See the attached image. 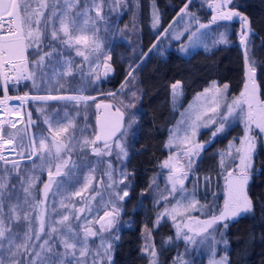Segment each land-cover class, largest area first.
I'll list each match as a JSON object with an SVG mask.
<instances>
[{
  "label": "rangeland",
  "instance_id": "obj_1",
  "mask_svg": "<svg viewBox=\"0 0 264 264\" xmlns=\"http://www.w3.org/2000/svg\"><path fill=\"white\" fill-rule=\"evenodd\" d=\"M207 1L188 0L189 4H192H184L178 9L176 18L159 35H156L151 46L128 69L119 86L114 91L106 89L107 91L97 94H86V90L89 85L94 83L98 84L96 89L100 90L99 84L106 75V66L107 69H110L107 70V75L111 74V60L114 59V50L110 52L108 47L112 42L119 43L123 39L130 45L136 42L134 35L142 20L137 12L138 0H80L79 6L73 8L72 12L86 13L74 18L77 27L83 26L84 21L88 20V31L85 34L95 41L93 44L90 40L88 47L80 46L77 49V47H65L58 41H51L52 24H55L56 27L59 26L58 15L53 18L48 29L45 30L49 40L42 43L41 49L44 50L51 41L52 49H55L58 54L46 58L43 64L46 69L44 74L40 76L43 79L42 84L35 85L36 90L34 89L36 92L46 90L49 93H30L20 97H9L5 94L0 99V104L8 99L5 108L0 110V134L5 135L4 139H12L13 148H15L11 155L3 156L4 160H0V183L5 185L3 189L4 215L0 218L3 219L4 226L9 229L5 238L0 239V245H2L0 246V261L2 264H53L54 261L55 264H80V262L93 264L94 260L95 264H110L113 243L118 238L117 231L122 212L121 204L125 199V197L123 199L120 197L124 195V192L128 193L127 181L130 173L126 170L125 162L132 147L133 124L134 121H137L136 114L138 116L136 107L142 92L135 68L148 55L150 49L162 56L169 47L178 49L180 47L183 52L193 51L197 48L206 50L222 41L221 34L223 32L220 31L219 33L217 26H215L216 28L212 27L210 15L206 18L197 12L201 4H206ZM46 3L48 7L41 9L45 12V20L52 15L53 11L64 7V0H46ZM30 4L32 8H38L39 0H30ZM97 5L100 7L99 16H97L96 11ZM185 5L187 8L184 13H181L180 9L184 8ZM124 8H128L129 11L126 16L121 15ZM106 10H110V13H105ZM147 12L149 20L146 21V24L154 28L153 13L155 12L158 17L159 15L153 3H150ZM178 13H181L179 14L180 17H178ZM192 24L196 25L197 30L191 29ZM201 24L207 25V27L200 28ZM236 27L237 25L231 23V25H226L224 30H231L236 37ZM41 28H44L43 24H41ZM166 29L167 31H165ZM161 35L163 38L165 37V41H163L164 50H160V47L164 46H159L162 44V41L158 40ZM250 46L248 41L249 53L251 51ZM30 48L35 49L37 47L33 45L24 51V56L28 62L27 79L11 83L5 82L3 68L0 69V85L3 91H6L8 85L39 78L38 67L32 63L38 59L30 60L28 54ZM78 50L84 55H78ZM135 52V50L132 51V53ZM65 61H71L72 73L83 70L82 80L77 84V87L82 88L80 93H50L61 89L68 82L69 75H63L66 71ZM129 72L132 73L131 76L128 75ZM175 82L172 81L169 87V98L175 117L165 141L166 155L160 161L159 170L151 181L150 190L152 191L151 196L154 198L155 216L151 218L152 223L147 224L148 227L145 226L141 232L140 251L144 259L143 264H151L153 246L156 252L154 258L156 264L160 262L161 241L154 240L151 233L153 228L164 220L173 221L176 232L175 238L178 243L181 242V248L178 251V244H175V255H172L169 264H214V262L221 261L223 264H227V243L224 230L226 222L235 217L218 220L206 231H202L205 228L202 222L210 220L212 217H219L224 211L225 201L228 198L229 174H239V155L236 150L241 147V139L245 136L246 124L240 109L229 115L227 107L239 97L229 92V86L227 90H224L223 86L228 85L227 82L211 80L202 89L195 92L192 97L185 99V93L181 86L176 94H173L171 85ZM206 89L207 91H205ZM53 96H79L95 99L79 102L66 99H33L34 97ZM22 97L27 98L20 99ZM100 98H109L114 101L116 106L121 111L123 110L124 117L121 121L120 131L109 140L110 147L107 150H105L103 141L96 143L95 147L101 149V155L98 156L92 150L93 145L85 146L80 142L85 139L93 140L97 134V122L90 123L88 116H90L91 111H94V104ZM52 101L74 105L81 104L83 110L82 123L79 124L76 121L81 109L78 111L76 108L71 112L70 108L63 104V107L51 110L48 104ZM14 102H18V106H15ZM28 102L32 103V107L38 115L37 122L30 116L27 108ZM20 113L22 119L18 125H15V128L6 123L9 120L14 123L15 116ZM197 116L200 117L199 120L196 119ZM35 123H38L36 128L33 127ZM193 123H195V128L191 126ZM221 124L224 125L223 130L218 132ZM1 126L4 127L2 133ZM64 127H68L66 133L62 131ZM56 131H61V135L57 139L66 146L58 157L55 153V147L51 143ZM173 134L176 135L177 139L170 144ZM185 135H187V140L184 139ZM248 135L254 138V153L256 144L259 145V143L251 130ZM41 138H46L45 143L50 145L53 152H49L48 148L44 150L39 148ZM117 144L123 147V152L117 147ZM197 145H201L202 148L197 150V155L191 156V167H189L190 158L185 153L192 151ZM212 148L215 152L214 158L210 156ZM203 149H205L203 152L205 157L200 160L202 161L200 163L201 170L207 171L201 172V170L196 171L195 164ZM165 161L169 162L170 167L164 166ZM12 162H17L18 166L13 168ZM57 164L61 165L59 175L56 174ZM173 167L182 168L186 175L173 173ZM49 171L53 173V179L48 194L45 196L44 185L50 182ZM198 172H200L199 175ZM249 172L250 168L247 169L248 178ZM109 173L111 178H109ZM172 175H180V178L183 179V191L179 185H177L175 192L172 191V181L169 179ZM29 177L33 178L34 183L30 193L26 194L24 188L28 186ZM86 177H89L90 181L85 189ZM222 178L223 186L221 187ZM212 180L217 188L212 187ZM78 191L81 192V195H74ZM220 191H222L221 194ZM215 194H218L217 204L220 202L219 211L210 214L214 205L211 204V196ZM13 205L17 206L14 213L10 212ZM82 209L83 211H81ZM106 211L110 213V216L105 219V230L101 232L100 224L97 221L104 216ZM65 215L69 217V220L63 224L58 223ZM16 216H19L20 219H15ZM42 216L44 219L43 231L40 230ZM108 220H111V227L107 226ZM85 227L98 232L96 236H89L87 240L88 254L85 257H80L79 250H77L75 256H65V249L60 241L65 238L69 229L77 233L79 239H83ZM53 228L57 231L52 232ZM25 233L31 237L28 241L30 251H16L15 246L24 243ZM37 233H39V238H37ZM9 241H13V243L10 244ZM45 241H48V245L42 249L41 245ZM108 245L111 247L108 248ZM146 245L149 246L148 252L144 251ZM81 246L78 245V249ZM47 248H51L52 252H48ZM13 252L16 253L15 256L12 255ZM36 253H40L39 257L36 256ZM97 253H99L98 256Z\"/></svg>",
  "mask_w": 264,
  "mask_h": 264
},
{
  "label": "trees",
  "instance_id": "obj_2",
  "mask_svg": "<svg viewBox=\"0 0 264 264\" xmlns=\"http://www.w3.org/2000/svg\"><path fill=\"white\" fill-rule=\"evenodd\" d=\"M186 1L138 0L137 12L142 17V20L134 35V41L136 42L130 45L123 39L119 43L112 42L109 47L107 46L110 52L114 50V59L111 60L112 72L101 79L100 90L96 89L98 84L94 83L89 85L86 94H96L107 91L106 89H116L128 69L151 46L156 35H159L176 18V12L181 6L186 4ZM150 3L155 5L159 15V24L154 28L146 24ZM232 5L247 15L250 26L254 30L249 41L251 45L249 57L255 66L257 80L261 91L264 93V0H233ZM127 12H129L128 8H124L121 15L126 16ZM197 12L200 16L206 18L209 16L204 3L201 4ZM105 13H110V10H106ZM179 14L181 13L177 14L178 17H180ZM211 23L212 27H218L219 33L222 31L224 34V39L216 43V45L206 50L197 48L188 52L181 51L180 47L179 49L169 47L162 56L157 55V52H153V49H150L148 50V55L135 68L142 92L136 107L138 116L136 114L137 121H134L133 124L132 147L125 162L126 170L130 173L127 181L128 196L125 197L121 204L122 212L117 231L118 238L113 243L110 264L144 263L140 251L141 232L145 226L148 227L149 223H152L151 218L155 216L154 198L151 196L152 191L150 190L151 181L159 170L160 161L166 155L165 141L169 126L175 117L169 98L170 83L172 81H180V86L185 93V99L192 97L195 92L202 89L211 80L227 82L230 93L237 94L238 92L241 81V56L237 48L236 37L231 30H224L226 25H231L234 22L212 21ZM192 25L191 29L197 30L196 25ZM48 40L49 38L44 40L43 43ZM158 40L162 41L159 46H164L160 47V50H164L163 41H165V37L163 38L161 35ZM52 47L53 44L50 41V44L45 46L44 50L41 48H30L28 50L30 60L38 59L40 54L48 52L46 50H51ZM133 50L136 52L132 53ZM45 69L44 66L38 67L39 78L33 81L28 80L8 85L6 87L8 95L20 97L30 93H47L48 91L46 90L35 91V85L42 84L43 79L40 76L44 74ZM82 72L83 70L74 71L68 76L66 87L64 86L50 93H80L82 88L77 87V84L82 80ZM3 94L4 91L0 85V98ZM63 104L67 105L71 112L76 108L78 111L81 109V113H78L76 117V121L81 124L83 114L81 104L74 105L52 101L48 104V107L53 110L57 107H63ZM27 108L31 118L37 122L38 115L31 102L27 103ZM88 117H90L89 122L92 123L94 118L93 111ZM33 127H38V123L33 124ZM203 152H205V149H203ZM202 153L195 164L196 171L201 170L200 163L202 161L200 160L205 157V154L203 153L202 155ZM214 153L212 148L210 152L212 158L215 156ZM203 171L207 170H201V172ZM220 183L222 187L223 178ZM221 192L219 193L221 194ZM246 193L252 204L251 210L226 222L227 264H264V150L258 144H256V149L252 156ZM201 198L204 199L203 197ZM217 198L218 194L211 196V204L214 205L210 214L218 213L219 211L220 202L217 204ZM13 226L12 229H14ZM151 235L154 240L161 241L159 264H169L172 255H175V244H178L177 251L181 248V242L178 243L175 238L176 232L173 227V221H162V223L153 228Z\"/></svg>",
  "mask_w": 264,
  "mask_h": 264
},
{
  "label": "snow or ice",
  "instance_id": "obj_3",
  "mask_svg": "<svg viewBox=\"0 0 264 264\" xmlns=\"http://www.w3.org/2000/svg\"><path fill=\"white\" fill-rule=\"evenodd\" d=\"M80 3V0H64V7L62 9H57L56 11H53L52 15L47 18V20L44 19L45 12L41 9H46L48 7V4L46 3V0H39V6L38 8H32L30 4V0H0V69L2 68H10L13 71L20 70V65H18L15 61L20 60L23 64V70H27V59L24 56V51L27 47H31L35 45L38 49L41 48V45L43 43V40L46 37L45 30L48 29L50 23L52 22L53 18L58 15V24L59 26L56 27L55 24H52L50 38L51 41H58L65 47H77V49L80 46L88 47L89 41L92 40V43L94 44V39L87 36L85 33L88 31L87 25L88 20L84 21V25L77 27L76 19L74 17H78L79 15H84L86 13H73L72 9L75 7H78ZM229 3V0H222L221 5L218 6V9L223 7ZM55 8V5L53 6ZM187 8V5H185L184 8L180 9L181 13H184ZM217 9V14L213 16V22L217 20H231L234 16L240 15L236 12H220ZM97 16L100 15V7L96 6ZM243 24L247 26L249 24V21L246 17L242 18ZM153 27H156L159 24V17L156 15V13H153ZM41 24L44 25V28H41ZM35 25V27H34ZM207 25H200V28H205ZM6 30V31H5ZM167 31V29L165 30ZM78 33V34H74ZM221 39L223 40V34H221ZM244 37H241V41L243 42ZM27 41V43H26ZM98 47V45H97ZM54 54H58L55 49H52L49 52H45L42 55H39L38 60L33 61L32 63L35 64L37 67L43 66L46 58H51ZM78 55L83 56L84 53L81 51H77ZM87 59V57H85ZM246 63H247V53H246ZM66 65V71L63 73V75H71L72 74V64L71 61H65ZM107 66H106V72L107 74ZM256 69L254 67L249 66L248 70L246 72V76L248 78L249 82H246L244 85V90L240 93L239 98L235 99L231 105H227L228 107V114L231 115L236 112L237 109L241 110L242 118L246 124L245 128V136L241 139V147L238 148L236 151L239 155V174L233 175L229 174L230 178L228 181V198L225 201L224 211L221 212L219 217H212L210 220L203 221L202 223L205 225V228L202 229V231H206L207 228H210L213 224H215L218 220H224L229 217H236L242 213H246L252 208V204L250 199L248 198L246 192H245V185L248 181V175H247V169L251 167V159H252V153L255 148L254 138L249 136L248 133L251 130V125L255 124L257 128L260 129L261 132H264V103H261L258 101L257 95H256V85L254 81V73ZM5 76V79H7V73H3ZM129 76L132 75L131 72L128 74ZM31 78V76H29ZM62 87V86H61ZM123 87V85H122ZM180 87V81H176L171 85V88L173 90V94L175 95L177 90ZM224 90H227L228 85L225 84ZM207 91V89L205 90ZM219 91V89H217ZM114 95V94H112ZM27 97H22L20 99H26ZM33 99H55V100H73V101H87L88 99H95V98H88V97H79V96H70V97H64V96H53V97H34ZM247 105V112L244 113L243 111V105ZM256 105V107H254ZM99 108L100 105H97ZM105 108L112 107L111 105H104ZM213 111H215L213 109ZM115 115L117 117V122L114 125L106 126V125H100L99 132L95 135V138L93 140L85 139L81 141L83 145H93V152L96 155H101V149L98 147H95L96 143L98 141H103L105 150H107L109 145V140L115 136V134L120 131L121 128V121L123 120L124 113L120 111L119 108H116ZM197 120L200 119L199 116L196 117ZM6 123L10 124L11 127L15 128V124L12 123L11 120L7 121ZM99 124V120H98ZM193 128H195V123L191 125ZM224 125L221 124L220 128L217 130L222 131ZM51 129V125H50ZM63 132L68 131V127H64L62 129ZM61 135V131H56L52 138V146L55 147V153L57 157L61 153L62 150L66 148V146L57 139ZM213 135H216V133H213ZM46 138H41L39 141V148L41 150H44L48 148V145L45 143ZM177 139L176 135L173 134V136L170 139V144ZM185 140H187V135L184 137ZM0 141L3 142L4 145H12L13 140L12 139H4L3 134H0ZM117 147L121 149L123 152L124 149L121 145L117 144ZM202 148L201 145L195 146V148L190 151L186 152L185 155L189 156V167H191V156L198 154V149ZM14 151L15 148H12ZM51 149H49V152ZM126 155V153H125ZM171 159V158H170ZM0 160H4L3 155H0ZM17 162H12V167L16 168ZM165 167H170L169 162H164ZM61 165H56V174H60ZM173 173H183L182 168H175L173 167ZM186 175V173H183ZM49 183H46L44 185V195L47 196L48 190L51 187V181L53 179V173L49 171ZM109 178H111L109 173ZM169 179L172 181V191L175 192L177 185L180 186L181 191H183V179L180 178V175H172L169 177ZM86 183L84 185V188L86 189L88 187V182L90 181L89 177L85 178ZM122 182V181H121ZM34 183V180L32 177H29L27 180L28 186L24 188V192L26 194L30 193V189L32 188ZM5 188V185L3 183H0V217H3V189ZM76 196H80L81 192L74 193ZM128 196L127 192H124V195L120 197V199H123L124 197ZM179 203V202H178ZM16 205L11 206L10 212L16 211ZM83 211V209L81 210ZM175 211V209H173ZM110 216L109 212H105L104 216L100 217L99 221L97 223L100 224V231L105 230V219ZM27 218V217H25ZM15 219H20L19 216H16ZM173 219H175V216H173ZM69 217L67 215L63 216L58 223L63 224L65 221H68ZM107 226L111 227V220H108ZM40 230H44V219L43 216L40 219ZM9 229L4 226V221L2 218H0V239L5 238L6 232H8ZM52 232L57 231L55 228L51 230ZM98 234L97 231H93L91 228L85 227L84 228V236L83 239L78 238V234L75 233L72 229L68 230V233L65 235V238L60 241V243L63 245L65 249L64 255H72L75 256V253L77 250H79L80 257H85L88 254V248H87V240L89 236H96ZM37 238H39V233L36 234ZM186 239H190L189 237H185ZM31 239V237L25 233L24 237V243L22 245H16V251H23V252H29L30 248L28 245V241ZM10 244L13 243V241H9ZM48 245V241H45L44 244L41 245L42 249H45ZM78 245H82L78 249ZM2 246V245H0ZM103 247V245H101ZM111 246L108 245V248ZM48 252H52L51 248H47ZM107 251V249H106ZM145 252L149 251V246L146 245ZM15 252L12 253L13 256H15ZM40 253H36V256L39 257ZM59 255V254H57ZM97 256L99 253L96 254ZM151 256L153 257V260L151 261V264H156L155 256L156 252L154 249V246L152 247ZM0 264H2V261H0ZM55 264V261L53 262ZM82 264V262H80ZM93 264H95V260L93 261ZM214 264H223V261L221 262H214Z\"/></svg>",
  "mask_w": 264,
  "mask_h": 264
},
{
  "label": "bare ground",
  "instance_id": "obj_4",
  "mask_svg": "<svg viewBox=\"0 0 264 264\" xmlns=\"http://www.w3.org/2000/svg\"><path fill=\"white\" fill-rule=\"evenodd\" d=\"M232 1L233 0H229V3H227L226 5H224L223 7H221V8L218 9V6L221 5L222 0H208L207 3L205 4V7H206L207 11L210 13L209 14L210 15L209 19L211 21H213V19H212L213 16L217 14V9L220 12H236V13H239L240 14L238 16H234L231 20H217V21H224V22H234L237 25V27H236V30H237V32H236V44H237V48L239 49V52H240V56H241V68H242L241 69L240 86H239L238 92L236 94L239 97L240 96V93L244 90L245 83L246 82L251 83L250 81H248V78L246 76V72L248 70V67L251 66V67H254L255 68L254 64L251 62V59L249 57V52H248V41H250V36H251V34L254 33V30L250 27V25H249L250 24V21L248 19L247 20L249 21V24L247 26H245L243 24V19L242 18L246 17L247 15L245 16L243 14L244 12H242V11L237 12L235 10L237 8L232 5ZM189 2L187 0L186 1V4H188ZM148 20H149V17L147 16V21ZM242 36L244 37L243 42L241 41V37ZM239 46L241 47L242 50H244L245 54L247 53V63H246V58H245V62H243V56H242L241 49L239 48ZM15 62L18 65H20V70L13 71V70H11L10 68H7V67L6 68H3V73H7V77H8L7 79H5V82H10L11 83V82H17V81H22V80L27 79V76H28L27 70L26 71L23 70V67L24 66L21 63V61L20 60H16ZM4 78H5V76H4ZM254 81H255V85H256V95H257L258 101L261 102V103H264V93L261 91L260 85L258 83L256 71L254 73ZM114 90H111V91H114ZM5 94L8 95V93L6 91H4L3 96ZM9 97H13V96H9ZM100 99L111 101L114 104V106L116 108H118L116 106L117 104L114 101L110 100L109 98H100ZM100 99H97L96 102L98 100H100ZM7 102H8V99L4 100V102L0 104V110H3L5 108V105H6ZM96 102H95L94 107H93V110H94L93 111V114H94L93 122H95L96 119H97ZM13 104L15 106H18V102H14ZM243 106H244L243 107V111H244V113H246L247 110H248L247 109V105L244 104ZM254 107H256V105H254ZM120 111H121V109H120ZM111 116H115L116 117V115H111ZM111 116H109V117H111ZM21 117H22V114L21 113L20 114H17L15 116V118H14V124L15 125H18L21 122V119H22ZM108 118L102 120L103 125H106L105 123H106V120ZM170 125H172V124H170ZM96 128H97V126H96ZM3 129H4V127L1 126V133H2ZM169 129H170V126H169ZM96 131L98 133L99 132V129L97 128ZM251 132H252V134L254 136H256L257 141L259 143V147H261L260 142H263V144H264V132H261L260 129L255 126V124L251 125ZM168 135H169V132H168ZM99 143H100V141H99ZM73 145L75 146V144H73ZM12 148H13V144L12 145H4L3 142L0 141V155H3V156L11 155L13 153ZM48 149H51L50 145L48 146ZM261 149H262V147H261ZM51 151L53 152L52 149H51ZM250 169H251V167H250ZM199 174L200 173H198V175ZM212 184H213L212 187H216V186H214L213 180H212ZM242 214H244V213H242ZM225 229H226V225H225ZM224 234H225V230H224ZM216 251H218V250H216ZM226 254H227V250H226Z\"/></svg>",
  "mask_w": 264,
  "mask_h": 264
},
{
  "label": "water",
  "instance_id": "obj_5",
  "mask_svg": "<svg viewBox=\"0 0 264 264\" xmlns=\"http://www.w3.org/2000/svg\"><path fill=\"white\" fill-rule=\"evenodd\" d=\"M235 10L237 12L240 11L239 9H235ZM243 14L246 16L245 13H243ZM247 19L249 20L248 17H247ZM239 48L241 49L240 46H239ZM241 53H242V56H243V62H245L246 54H245L244 50L241 49ZM97 105H100V107L98 108ZM104 105H111L112 107L105 108ZM115 110H116V107L114 106V104L111 101L100 99V100H98L96 102V114H97V119H96L97 124H96V126H97V128L99 130H100V125H103L102 120L108 118L111 115H115ZM98 120H99V124H98ZM260 145H261L262 149L264 150L263 142H260Z\"/></svg>",
  "mask_w": 264,
  "mask_h": 264
},
{
  "label": "flooded vegetation",
  "instance_id": "obj_6",
  "mask_svg": "<svg viewBox=\"0 0 264 264\" xmlns=\"http://www.w3.org/2000/svg\"><path fill=\"white\" fill-rule=\"evenodd\" d=\"M117 122V118L115 116H111L106 120V126L114 125Z\"/></svg>",
  "mask_w": 264,
  "mask_h": 264
},
{
  "label": "built area",
  "instance_id": "obj_7",
  "mask_svg": "<svg viewBox=\"0 0 264 264\" xmlns=\"http://www.w3.org/2000/svg\"><path fill=\"white\" fill-rule=\"evenodd\" d=\"M6 31V30H5Z\"/></svg>",
  "mask_w": 264,
  "mask_h": 264
}]
</instances>
